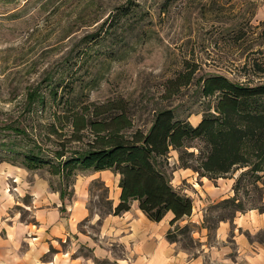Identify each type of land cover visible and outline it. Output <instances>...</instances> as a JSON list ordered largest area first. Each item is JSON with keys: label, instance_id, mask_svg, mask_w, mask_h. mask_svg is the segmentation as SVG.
Masks as SVG:
<instances>
[{"label": "rangeland", "instance_id": "rangeland-1", "mask_svg": "<svg viewBox=\"0 0 264 264\" xmlns=\"http://www.w3.org/2000/svg\"><path fill=\"white\" fill-rule=\"evenodd\" d=\"M127 8L130 11L120 15ZM254 62L264 67V0H0V137L9 132L4 127L9 121L33 124V131L42 133L44 123L52 120L51 112L64 109L63 103L27 102L31 88L47 94L52 87L58 92L73 88L70 94H83L78 99L94 101L126 97L134 125L142 127L149 125L156 108L164 106L195 124L203 107L197 93L200 78L222 74L236 81L264 80V70L255 68ZM192 67V81L164 97L167 80ZM32 105L35 109H27ZM46 146L53 142L47 140ZM169 154L171 183L193 202L190 215L169 225L176 248L184 255L183 264H244L237 257L234 235L244 236L254 251L264 253V220L248 213L263 212L258 208L224 219L228 228L222 237L221 220L211 228L203 223L205 215L222 210L213 204L233 194L232 184L242 168L231 176L210 179L190 167H179L176 149ZM89 170H77L69 182L60 183L46 168L0 160V236L8 233L12 217L36 224V195L31 192L37 191L38 182L59 196L63 212L73 199L84 198L88 214L78 230L95 235L109 198L114 200L118 179L109 172L108 187L104 173ZM55 188H64L63 198ZM254 196L252 190L241 198L249 204ZM236 216L242 218V226L235 222ZM185 224L188 228L180 229ZM69 242L67 238L59 245ZM222 246L224 257L217 253ZM80 252L87 250L80 247Z\"/></svg>", "mask_w": 264, "mask_h": 264}, {"label": "trees", "instance_id": "trees-1", "mask_svg": "<svg viewBox=\"0 0 264 264\" xmlns=\"http://www.w3.org/2000/svg\"><path fill=\"white\" fill-rule=\"evenodd\" d=\"M129 11L123 9L120 15ZM254 66L264 70L257 62ZM194 71L192 67L169 78L163 96L190 83ZM57 90L52 87L47 94L31 88L26 92L27 102L44 101L54 106L63 103L64 109L51 112L52 120L44 123L42 133L34 132L33 124L4 123L9 132L7 137H0V160H11L29 169L46 168L59 177L60 183L69 182L77 170L108 168L118 174L120 192L115 205L109 198L106 213L120 214L136 201L151 220L158 221L171 211L169 223L174 224L190 215L193 207L192 198L171 183L169 152L176 149L179 167H190L210 179L231 176L242 168L232 184L233 194L213 204L222 210L214 216L205 215V226L211 228L220 220H232L236 211L246 208L264 211V80L243 82L222 74H207L197 86L203 107L196 124L164 106L152 112L146 127L134 125L126 97L94 101L78 99L83 94H70L73 88H61L60 93ZM47 140L53 142L52 147L46 146ZM55 189L63 198L64 188ZM252 190L256 196L247 204L241 196ZM186 228L187 224L180 229ZM166 237L176 239L171 228Z\"/></svg>", "mask_w": 264, "mask_h": 264}, {"label": "crops", "instance_id": "crops-1", "mask_svg": "<svg viewBox=\"0 0 264 264\" xmlns=\"http://www.w3.org/2000/svg\"><path fill=\"white\" fill-rule=\"evenodd\" d=\"M200 118L201 115L195 117V124ZM21 171L25 170L21 168ZM89 171L104 173L107 186L109 172L113 179L119 177L108 168ZM78 184L80 186L81 182ZM37 187V191L31 192L36 195L34 217L37 222L34 225L12 217L8 233L0 236V264H183L184 255L177 250L176 242L166 237L173 215L171 211L158 221L151 220L134 201L120 214L107 213L100 230L93 235L78 230L79 221L88 214L84 198L73 199L69 209L63 212L59 196L54 192L50 194L47 184L38 182L34 188ZM119 192L118 186L113 205L118 202ZM248 213L253 219L264 220V211L251 209ZM241 219L235 217L237 225L242 226ZM251 222L256 225L255 220ZM226 225L225 221H220L219 237L224 235ZM234 237L238 243L237 257L244 259V264H264L263 252L254 251L253 243L244 236ZM67 238L70 240L67 246H60V242ZM80 247L87 253L80 252ZM225 250L222 246V251L217 250V253L224 257Z\"/></svg>", "mask_w": 264, "mask_h": 264}]
</instances>
